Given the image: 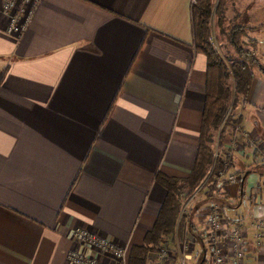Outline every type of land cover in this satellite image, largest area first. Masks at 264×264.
Segmentation results:
<instances>
[{"label": "crops", "instance_id": "1", "mask_svg": "<svg viewBox=\"0 0 264 264\" xmlns=\"http://www.w3.org/2000/svg\"><path fill=\"white\" fill-rule=\"evenodd\" d=\"M191 3L38 0L18 35L0 15V264H70L75 227L126 260L142 243L165 196L154 175L187 176L197 143L205 57L192 45ZM236 113L246 140L223 137L218 158L233 162L220 203L248 193L245 263L260 264L264 191L254 173L241 189L230 175L262 146L264 78Z\"/></svg>", "mask_w": 264, "mask_h": 264}, {"label": "trees", "instance_id": "2", "mask_svg": "<svg viewBox=\"0 0 264 264\" xmlns=\"http://www.w3.org/2000/svg\"><path fill=\"white\" fill-rule=\"evenodd\" d=\"M224 3L225 0H193L191 3L192 45L205 57V83L197 143L187 176L174 178L160 173L154 175V181L164 189L165 196L142 243L130 247L127 264H146L162 239L170 240L175 228L182 231L184 221L188 229L194 231L190 218L199 205L215 202L222 206L223 184L216 183L215 174L221 167H231L233 161L226 155L221 160L217 154L214 155L212 143L215 139L216 147L220 149L226 134L245 143L246 139L237 133V130L240 131L241 115L235 109L238 104L247 101L255 76L264 78V55H256V40L246 34L247 28L252 27L237 12L228 18ZM257 139L262 146L252 149L251 163L246 169L239 168L230 176L238 175L241 180L247 172L254 173L258 180H262L263 131ZM195 189L202 191L201 201L195 208L192 207L187 220L178 218L183 200Z\"/></svg>", "mask_w": 264, "mask_h": 264}, {"label": "built area", "instance_id": "3", "mask_svg": "<svg viewBox=\"0 0 264 264\" xmlns=\"http://www.w3.org/2000/svg\"><path fill=\"white\" fill-rule=\"evenodd\" d=\"M37 2L38 0H0V15L4 17L6 23L5 32L9 35H18ZM239 134L245 138V135ZM224 169L221 167L216 172V183H221ZM255 186L264 191V179ZM197 191L199 189H195L193 194L183 200L178 218L184 220L189 218L194 194ZM222 206L214 202L196 208L192 216L195 230H189L184 221L182 231L179 232L175 228L170 240L162 239L146 264H188L186 258L191 256L194 244L200 247L201 254L198 257L201 259L208 251L212 264H246L245 230L226 218ZM240 212L239 209L236 214ZM254 228L253 247L257 256L262 258L260 264H264V222L260 217ZM72 241L74 247L66 253V259L70 264H127L122 247L87 229L75 227L72 230Z\"/></svg>", "mask_w": 264, "mask_h": 264}, {"label": "rangeland", "instance_id": "4", "mask_svg": "<svg viewBox=\"0 0 264 264\" xmlns=\"http://www.w3.org/2000/svg\"><path fill=\"white\" fill-rule=\"evenodd\" d=\"M225 7V13L228 18L232 17L236 12L240 14L241 17H244L243 20H245V23L249 27L247 28L246 34L250 38H254L256 40L255 44V53L257 56L259 55V51L264 49V0H225L224 3ZM263 60V58H262ZM264 61V60H263ZM239 105V104H238ZM237 105V107H238ZM237 107L235 111H237ZM228 111V109H227ZM216 140L214 139L212 143V149L214 155L217 154V157L219 155V149L216 147ZM255 175V174H254ZM256 177V175H255ZM255 182L259 183L260 180L255 178ZM262 192V191H261ZM193 194V192L191 193ZM263 196V192L261 193ZM248 193L246 192L243 197H240V202L238 203L236 201L230 202V206H222V210L225 215H227L229 218H231L234 223L241 224V220H238L240 217V214L243 215V225L246 224V214L250 208L246 197ZM253 195V192H252ZM242 198V199H241ZM187 199V198H186ZM185 199V200H186ZM202 199V191L199 190L195 192L194 198H193V208H195L199 202ZM184 200V201H185ZM217 202V201H216ZM200 206V205H199ZM198 206V207H199ZM240 209V213L236 214V211ZM192 220V218H190ZM201 251L198 244H194L193 251L191 253V256L186 258V262L188 264H196L198 260L200 259L198 256H200ZM204 261L202 264H212L210 255L207 252L204 254Z\"/></svg>", "mask_w": 264, "mask_h": 264}, {"label": "water", "instance_id": "5", "mask_svg": "<svg viewBox=\"0 0 264 264\" xmlns=\"http://www.w3.org/2000/svg\"><path fill=\"white\" fill-rule=\"evenodd\" d=\"M246 174H247V172H245L243 174L242 178H241V181H240V189L242 188V183H243V180H244ZM203 258H204V256L202 255L200 261H198L196 264H201V261L203 260Z\"/></svg>", "mask_w": 264, "mask_h": 264}]
</instances>
